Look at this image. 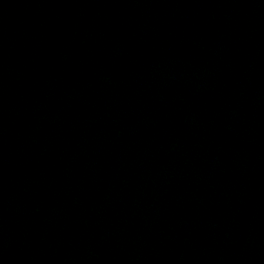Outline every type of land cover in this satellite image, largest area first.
I'll use <instances>...</instances> for the list:
<instances>
[{
	"label": "water",
	"instance_id": "95a60500",
	"mask_svg": "<svg viewBox=\"0 0 264 264\" xmlns=\"http://www.w3.org/2000/svg\"><path fill=\"white\" fill-rule=\"evenodd\" d=\"M0 264H264V0H0Z\"/></svg>",
	"mask_w": 264,
	"mask_h": 264
}]
</instances>
